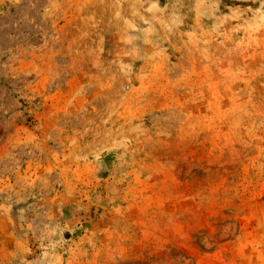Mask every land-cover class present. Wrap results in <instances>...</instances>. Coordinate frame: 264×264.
Wrapping results in <instances>:
<instances>
[{
  "label": "rangeland",
  "instance_id": "rangeland-1",
  "mask_svg": "<svg viewBox=\"0 0 264 264\" xmlns=\"http://www.w3.org/2000/svg\"><path fill=\"white\" fill-rule=\"evenodd\" d=\"M0 264H264V0H0Z\"/></svg>",
  "mask_w": 264,
  "mask_h": 264
}]
</instances>
